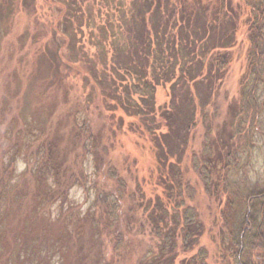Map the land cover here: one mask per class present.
<instances>
[{
	"label": "rangeland",
	"instance_id": "1",
	"mask_svg": "<svg viewBox=\"0 0 264 264\" xmlns=\"http://www.w3.org/2000/svg\"><path fill=\"white\" fill-rule=\"evenodd\" d=\"M230 1L234 41L220 52L229 64L215 100L204 108L205 120L197 113L180 165L182 195L204 225L199 247L210 264L226 255L218 214L225 198L218 205L204 191L193 164L205 136L223 134L232 112L238 114L249 83L258 103L255 126L262 122L264 132V46L253 83L249 10ZM22 2L0 8V264H141L156 244L149 226L160 213L153 208L162 189L152 144L131 108L141 99L129 94V106L118 103L131 82L121 70L120 79L111 72V58L131 48L130 0ZM260 33L264 39V28ZM168 101L169 86L155 87V111ZM250 142L241 171L230 176L239 191L264 183V141L255 134ZM112 168L123 188L108 177ZM112 199L117 203L109 212ZM194 252H179L174 264Z\"/></svg>",
	"mask_w": 264,
	"mask_h": 264
},
{
	"label": "trees",
	"instance_id": "2",
	"mask_svg": "<svg viewBox=\"0 0 264 264\" xmlns=\"http://www.w3.org/2000/svg\"><path fill=\"white\" fill-rule=\"evenodd\" d=\"M22 1L24 6L33 2ZM239 1L249 10V75L256 83L259 77L256 59L264 49L260 35L264 28V0ZM5 2L18 3V0H0V8ZM74 7L73 2L65 9ZM130 9L131 48L126 54L120 51L111 58V72L120 79L117 71L121 70L123 78L131 82L123 96H118V103L126 102L129 106V94L141 99V105L131 108L137 109L135 117L139 120L141 117L138 127L147 133L152 144L156 185L162 189V199L158 198L153 208L160 213L150 217L149 226L156 244L153 254L141 264H174L179 252L192 251L195 252L180 264H210L206 250L199 247L204 225L194 209L185 204L182 195L187 186L182 182L180 165L196 127L197 113L204 121V108L215 100L218 83L229 64V56L220 52L233 46L234 10L230 0H130ZM227 13L233 16L228 17ZM126 56L128 60H121ZM160 85L169 86V101L166 108L155 111L154 90ZM253 87L249 83L246 92L241 93L238 114L232 112L228 124L223 126V134L215 137L207 134L202 156L197 161L193 159V169L204 191H211L218 205L225 198L218 214L222 225L220 237L227 244L226 255L221 254L215 264H264V183L239 191L230 180L231 175L241 171L242 155L249 152L248 146H253L250 142L253 135L264 141V132L258 127L262 122L255 126L252 114L254 103L258 106ZM206 127L210 132V126ZM114 170L111 169L108 177L114 179L118 189L123 188L124 182ZM110 202L109 212H112L117 202L113 199ZM144 210L151 213L152 207L146 206Z\"/></svg>",
	"mask_w": 264,
	"mask_h": 264
}]
</instances>
